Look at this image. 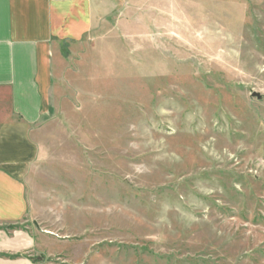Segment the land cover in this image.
<instances>
[{
  "label": "rangeland",
  "instance_id": "1",
  "mask_svg": "<svg viewBox=\"0 0 264 264\" xmlns=\"http://www.w3.org/2000/svg\"><path fill=\"white\" fill-rule=\"evenodd\" d=\"M121 1L49 89L25 224L61 264H264V0Z\"/></svg>",
  "mask_w": 264,
  "mask_h": 264
},
{
  "label": "crops",
  "instance_id": "2",
  "mask_svg": "<svg viewBox=\"0 0 264 264\" xmlns=\"http://www.w3.org/2000/svg\"><path fill=\"white\" fill-rule=\"evenodd\" d=\"M124 3L0 0V264H61L25 224L23 178L39 155L35 129L53 82L71 60L120 28Z\"/></svg>",
  "mask_w": 264,
  "mask_h": 264
},
{
  "label": "water",
  "instance_id": "3",
  "mask_svg": "<svg viewBox=\"0 0 264 264\" xmlns=\"http://www.w3.org/2000/svg\"><path fill=\"white\" fill-rule=\"evenodd\" d=\"M252 97H259V95L256 94V93H253V94H252Z\"/></svg>",
  "mask_w": 264,
  "mask_h": 264
},
{
  "label": "trees",
  "instance_id": "4",
  "mask_svg": "<svg viewBox=\"0 0 264 264\" xmlns=\"http://www.w3.org/2000/svg\"><path fill=\"white\" fill-rule=\"evenodd\" d=\"M18 256H22V255H12L11 257H18ZM36 260V259H35ZM37 261V260H36Z\"/></svg>",
  "mask_w": 264,
  "mask_h": 264
}]
</instances>
